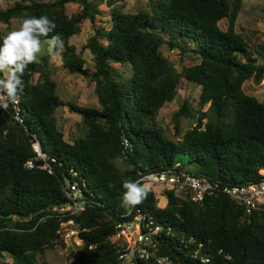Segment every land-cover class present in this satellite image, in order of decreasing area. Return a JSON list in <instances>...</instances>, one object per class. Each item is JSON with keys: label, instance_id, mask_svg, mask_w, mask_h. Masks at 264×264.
I'll use <instances>...</instances> for the list:
<instances>
[{"label": "trees", "instance_id": "1", "mask_svg": "<svg viewBox=\"0 0 264 264\" xmlns=\"http://www.w3.org/2000/svg\"><path fill=\"white\" fill-rule=\"evenodd\" d=\"M104 1L15 0L0 8V23L6 26L29 16L54 20L53 34L65 41L63 69L94 83L99 106L68 105L81 117V134L70 143L55 116L64 103L49 59L45 56L25 70L21 122L15 120L12 106L0 110V258L8 255L11 262L6 264H52L38 256L57 245L65 247L58 231L70 217L54 210L66 202L61 189L65 176L84 186L93 201L71 217L82 245L69 264H123L119 256L124 253L109 238L118 223L138 214L161 228L152 237L155 258L167 257L172 264H264V205L246 214L223 193L196 203L164 191L167 204L160 208L150 189L131 211L120 206L123 181L176 164L221 186L262 178L264 101L247 95L243 84L264 80V40L250 45L236 31L243 0H148L149 10L136 14L123 12L124 0H106L111 27L96 29L83 47L92 56L90 71L70 39L80 34L86 20L94 22V8ZM70 3L82 9L68 16ZM222 20L227 21L225 31L218 25ZM186 43L193 44L187 52L198 63L177 71L162 49L185 54ZM111 64L130 65L131 78H116ZM187 85L200 87L198 108L184 101L172 115L174 137L179 138L174 141L155 119L176 98L177 89ZM183 119L193 122L185 132ZM33 136L48 155L52 174L26 167L35 157ZM153 261L137 258L134 264Z\"/></svg>", "mask_w": 264, "mask_h": 264}, {"label": "rangeland", "instance_id": "2", "mask_svg": "<svg viewBox=\"0 0 264 264\" xmlns=\"http://www.w3.org/2000/svg\"><path fill=\"white\" fill-rule=\"evenodd\" d=\"M15 0H0V8L6 9L12 5ZM106 1V0H105ZM103 3H97L94 8L95 18L91 23L86 20L81 27L80 34L72 37L70 43L73 44L78 52H82L86 60V67L93 70V60L89 51L83 50L84 45L88 39L94 35L96 29H102L104 31L109 30L111 27V17L109 8ZM125 7L124 13L136 14L141 11H148V0H124ZM82 9L81 6L70 3L67 5V14L71 16L74 13L79 12ZM219 28L223 31L227 28V21L222 20L219 22ZM18 26L17 21H12L8 26L0 23V28L4 34ZM236 31L240 33L250 45L264 40V0H243L242 9L239 13L236 22ZM167 39V35H164ZM105 43V41H102ZM186 49L185 54H181L178 49L170 50L167 47L162 49L163 55H165L170 63L175 67L177 71H181L183 67H188L197 64L198 61L192 53H189L190 49H194L193 44L186 43L183 45ZM49 70L51 76L57 84V94L64 103V107L58 109L55 116L59 122V125L64 133V139L68 142H72L73 138L78 137L80 133L81 117L78 114L71 113L68 110L69 104H75L80 107H92L99 108L97 98L94 93V83L82 78L81 76L70 75L62 66V57L58 56L54 61L49 62ZM112 73L116 78H122L129 80L131 78L132 70L130 65H115L111 64ZM38 75H34V82L37 80ZM243 89L247 95L257 98L260 102L264 101V80L259 83L249 79L243 84ZM200 94V87L196 85H187L185 89L178 88L176 98L166 104L159 110L156 116V124L164 130L165 135L176 141L179 138L174 137V128L172 123V115L178 110L180 105L187 101L189 106L196 110L198 108V98ZM208 106L203 108V111L207 110ZM23 112V107H21ZM193 125L191 119L181 121L182 132H185L189 127ZM156 191V190H155ZM165 191V190H164ZM162 191V196H159L153 191L155 197H157V206L166 200ZM157 192V191H156ZM127 243V241H125ZM78 246L74 242L65 243V247L56 246L52 250L45 252L44 256H38L41 260H45L52 264H69L73 258ZM123 264H134L132 256L122 259ZM11 259L8 255L0 258V264L10 263Z\"/></svg>", "mask_w": 264, "mask_h": 264}, {"label": "built area", "instance_id": "3", "mask_svg": "<svg viewBox=\"0 0 264 264\" xmlns=\"http://www.w3.org/2000/svg\"><path fill=\"white\" fill-rule=\"evenodd\" d=\"M14 110V118L21 122L19 114V103L11 105ZM124 148L129 147L126 139H123ZM32 150L35 154L34 159L29 160L26 164L28 169L38 168L52 174V170L47 162L48 155L43 151L39 140L33 136ZM42 163H38V162ZM146 179L150 182L149 187L158 197L162 196V191H174L175 194L191 202L200 203L206 196L216 193H223L234 201L238 206L244 208L246 214H250L264 205V174L256 183L246 185H220L210 182L204 178L197 177L180 168L179 164L174 165L171 169L160 173H145L140 179ZM139 179V180H140ZM84 188V186H82ZM81 188L77 183L71 182L63 176L61 189L66 197L63 206H55L59 214L70 217L67 221L60 224L58 233L64 243L74 242L77 248L81 247L82 242L78 238V230L73 229L75 225L72 216H76L85 211L86 207L93 203L87 191ZM157 192H156V191ZM157 198V197H156ZM130 213L126 215L129 216ZM152 221L146 222V217L138 214L135 218L120 222L115 227V233L109 238L110 242L119 247L124 254L119 258L132 256L134 261L139 260L148 262L154 259V264H172L167 257H153L151 250L155 249L152 237L157 235L161 228L152 226ZM127 241V243H125Z\"/></svg>", "mask_w": 264, "mask_h": 264}, {"label": "clouds", "instance_id": "4", "mask_svg": "<svg viewBox=\"0 0 264 264\" xmlns=\"http://www.w3.org/2000/svg\"><path fill=\"white\" fill-rule=\"evenodd\" d=\"M56 31L55 21L46 15L22 18L18 26L0 36V110L19 103L25 87L24 74L29 65L47 57L54 61L64 50L65 41ZM150 182L125 180L120 206L126 211L138 207L147 198Z\"/></svg>", "mask_w": 264, "mask_h": 264}, {"label": "crops", "instance_id": "5", "mask_svg": "<svg viewBox=\"0 0 264 264\" xmlns=\"http://www.w3.org/2000/svg\"><path fill=\"white\" fill-rule=\"evenodd\" d=\"M166 204H167V199L165 201H163L161 204L159 203V206H162L161 208H164L166 206Z\"/></svg>", "mask_w": 264, "mask_h": 264}, {"label": "water", "instance_id": "6", "mask_svg": "<svg viewBox=\"0 0 264 264\" xmlns=\"http://www.w3.org/2000/svg\"><path fill=\"white\" fill-rule=\"evenodd\" d=\"M64 204H60L59 206H63Z\"/></svg>", "mask_w": 264, "mask_h": 264}]
</instances>
